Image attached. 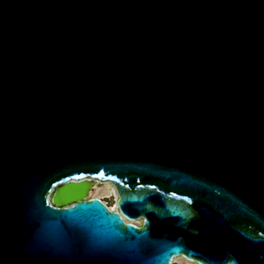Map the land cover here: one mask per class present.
I'll return each mask as SVG.
<instances>
[{
	"label": "water",
	"instance_id": "1",
	"mask_svg": "<svg viewBox=\"0 0 264 264\" xmlns=\"http://www.w3.org/2000/svg\"><path fill=\"white\" fill-rule=\"evenodd\" d=\"M176 257L264 264V0H0V264Z\"/></svg>",
	"mask_w": 264,
	"mask_h": 264
},
{
	"label": "rangeland",
	"instance_id": "2",
	"mask_svg": "<svg viewBox=\"0 0 264 264\" xmlns=\"http://www.w3.org/2000/svg\"><path fill=\"white\" fill-rule=\"evenodd\" d=\"M106 183H108V182H104V183L94 182V187L95 186L96 187L95 188L92 187L91 191L88 193V196L90 198H94L95 196H99V195L100 196H103V197L105 196L104 199H103V201L105 203H107V205L109 207H114V205L116 203V198L114 196H111V194L109 196H107L106 194H102V193H104V190H105V187H106V186H104V184H106ZM108 187H110L112 189V191L113 190L115 191L114 187L111 184H109ZM140 223L141 222H139V224ZM172 264H194V263L188 262L185 259L179 257L178 260H177V262H173Z\"/></svg>",
	"mask_w": 264,
	"mask_h": 264
},
{
	"label": "bare ground",
	"instance_id": "3",
	"mask_svg": "<svg viewBox=\"0 0 264 264\" xmlns=\"http://www.w3.org/2000/svg\"><path fill=\"white\" fill-rule=\"evenodd\" d=\"M94 182H97V181H94ZM104 186H106V187H105L104 193H102V194H106L107 196H109V195L111 194V196H114V197L116 198V203H115L114 207H109V206L107 205V203H105V202L103 201V199H104L105 196L103 197V196H100V195H99V196H95L94 198H98V199H100V200H101L106 206H108L111 210L118 211V206H117V199H118V197H117L116 192H115L114 190L112 191V189H111L110 187H108V186H109V183L104 184ZM92 187H93V188L96 187V186L94 187V183H93ZM92 187L90 188V190L88 191V193L91 191ZM130 222H131L132 224L136 225V226H139V222H141V219L131 220ZM178 258H179V257H176V258L173 260V262H177ZM186 261H187V260H186Z\"/></svg>",
	"mask_w": 264,
	"mask_h": 264
},
{
	"label": "built area",
	"instance_id": "4",
	"mask_svg": "<svg viewBox=\"0 0 264 264\" xmlns=\"http://www.w3.org/2000/svg\"><path fill=\"white\" fill-rule=\"evenodd\" d=\"M109 208V207H108ZM110 209V208H109ZM111 210V209H110Z\"/></svg>",
	"mask_w": 264,
	"mask_h": 264
}]
</instances>
